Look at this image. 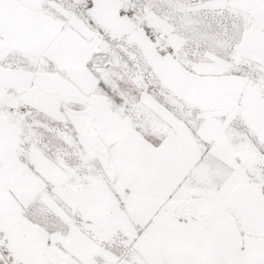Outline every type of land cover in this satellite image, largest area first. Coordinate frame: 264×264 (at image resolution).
Here are the masks:
<instances>
[{
    "label": "snow or ice",
    "instance_id": "obj_1",
    "mask_svg": "<svg viewBox=\"0 0 264 264\" xmlns=\"http://www.w3.org/2000/svg\"><path fill=\"white\" fill-rule=\"evenodd\" d=\"M0 264H264V0H0Z\"/></svg>",
    "mask_w": 264,
    "mask_h": 264
}]
</instances>
